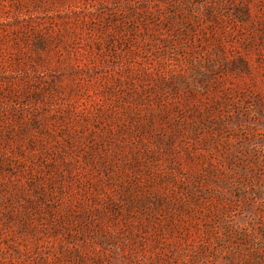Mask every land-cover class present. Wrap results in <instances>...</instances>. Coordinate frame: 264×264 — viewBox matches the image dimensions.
I'll return each mask as SVG.
<instances>
[{
    "label": "rangeland",
    "instance_id": "374dc122",
    "mask_svg": "<svg viewBox=\"0 0 264 264\" xmlns=\"http://www.w3.org/2000/svg\"><path fill=\"white\" fill-rule=\"evenodd\" d=\"M0 264H264V0H0Z\"/></svg>",
    "mask_w": 264,
    "mask_h": 264
}]
</instances>
